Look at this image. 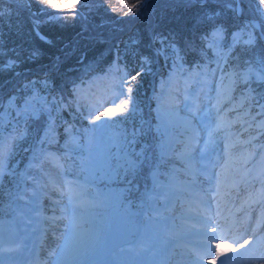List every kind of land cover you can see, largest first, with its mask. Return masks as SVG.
Listing matches in <instances>:
<instances>
[{"label": "rangeland", "instance_id": "rangeland-1", "mask_svg": "<svg viewBox=\"0 0 264 264\" xmlns=\"http://www.w3.org/2000/svg\"><path fill=\"white\" fill-rule=\"evenodd\" d=\"M255 27L259 29L258 22ZM247 35V40H251L250 33ZM213 36L218 38L216 32ZM162 72L154 79L148 92V107L153 117L148 121L146 132H152L158 138L159 162L166 164L160 169L151 168L149 183L143 185L139 198L128 199L126 193L131 184L130 180H124V176L126 171L137 167L144 153L147 139L141 124L147 121V116L142 111L143 106L134 99L131 84L118 73L116 63L83 77V81L74 85L72 90L78 108L83 101L86 103L81 114L89 123L84 135L79 131L74 135L73 141L79 145L77 158L80 161L75 175L63 172L59 153L49 148L57 138L56 120L53 113L50 114L52 110L49 106L46 111L48 121L31 143L26 157L20 164L17 160L12 162L15 157L23 156L25 150L21 149L24 143L14 144L16 128L27 124L30 117H37L45 104L39 92L27 89L23 98L11 94L1 104L0 172L11 175L12 186L10 214L0 217V233L11 232L17 220L19 224L24 222L21 230L32 237V256L34 251L38 252L42 240L46 241V245L48 243V251L38 257V264H50L55 250L64 246V239L69 235L73 236V249L89 247L91 258L83 264H103L101 259L104 256L132 241L133 237L128 235L138 232L141 219L151 222L152 217L146 215V203L148 200L153 202L150 198L152 190H158L152 187L154 183L177 194L175 200L168 198L162 207L164 211L159 215L162 220L176 225L173 217L170 219L167 216V211L174 212L176 220L191 214L196 216L193 217L192 229L180 236H216L222 230L234 231L232 238L240 243L232 247L224 235L220 236V240H214L217 248L206 255L209 264H264V253L260 254V249H254L247 239L243 240L246 236H241L244 229L241 216L251 214L254 210L252 206L264 195L263 191H259L264 183V142L252 134L246 138L240 134L246 132L248 127L260 129L264 126V97H255L248 88L242 92L236 90L238 80L244 82L250 76L262 80L264 74L258 69H244L215 75L203 66L189 69L173 63L165 66ZM160 92L165 96L158 97ZM167 99L175 101L174 107H168ZM177 108H184L180 112L182 119L173 118L172 114ZM168 110L173 113L167 114V119H162L161 113ZM133 115L139 127L134 126ZM237 126L242 128L241 131L235 129ZM195 130L196 139H193ZM212 132H219L221 138L211 140ZM34 134V130L29 133L31 136ZM63 146L70 148L67 141ZM230 149H234V153L229 154ZM255 151L259 154L255 158L256 164L250 168L244 167L243 163ZM197 154L199 167L190 163V157L195 158ZM169 156L172 159L166 160ZM32 160L42 164L43 169L38 175L49 177L52 181L41 185V188H34V195L30 189L25 193L32 201L21 209L35 220L36 228L33 230L34 226L26 228L25 224L30 225L29 220L17 217L15 209L25 201L24 197H20L24 180L20 173ZM195 170L211 179L204 190H194L189 184L191 178H186L187 173L192 175ZM159 173L164 174L163 179ZM250 173L258 176L260 183L250 182L251 177L243 176ZM49 190L54 191V198L44 212L42 195ZM65 198L68 200L64 201ZM93 220L102 222L99 226L103 231L96 239L89 228ZM75 221V229L65 231V224ZM15 226L18 227L17 224ZM35 232L37 235H34ZM258 235L264 241V232ZM158 238L164 244L172 245L170 251L163 254L164 264H177L178 260L175 259L167 261L170 254H183L186 257L190 252L189 246L197 247L203 240L187 237L181 243L160 235ZM222 241L225 243L220 246ZM231 249L233 251L229 253Z\"/></svg>", "mask_w": 264, "mask_h": 264}, {"label": "trees", "instance_id": "trees-1", "mask_svg": "<svg viewBox=\"0 0 264 264\" xmlns=\"http://www.w3.org/2000/svg\"><path fill=\"white\" fill-rule=\"evenodd\" d=\"M238 2L239 13L235 0H0V107L7 96L23 97L30 87L45 92L56 110L59 143L52 146L60 153L59 144L73 139L75 126H85L76 111L70 115L62 106L68 102V108L75 110L67 97L71 85L115 60L121 78H130L136 101L145 107L147 121L141 127L146 132L152 118L148 91L164 62L189 69L204 66L215 75L244 69L264 74V0ZM252 20H257L259 29ZM248 33L251 41L246 40ZM247 88L255 97H264V80L250 76L237 81L238 92ZM44 122L41 114L31 122L32 128L38 131ZM246 130L240 134L264 141V126ZM24 136L18 130L14 144ZM145 138L139 166L125 177L132 181L129 194L135 190L137 195L151 168L166 164L159 162L155 135L148 131ZM60 157L63 171L75 174L79 166L75 152ZM0 177L1 216L9 213L11 177ZM202 181L209 186V179ZM47 246L43 250L48 251Z\"/></svg>", "mask_w": 264, "mask_h": 264}, {"label": "bare ground", "instance_id": "bare-ground-1", "mask_svg": "<svg viewBox=\"0 0 264 264\" xmlns=\"http://www.w3.org/2000/svg\"><path fill=\"white\" fill-rule=\"evenodd\" d=\"M163 93H159L158 97H163ZM165 96V95H164ZM169 106L174 107L175 104L173 100H168ZM186 108V107H185ZM184 108H177L173 113L172 110H168L167 112H162L163 115L162 119H167V114L174 115L173 118H180L182 119V115L180 112ZM178 113V114H177ZM193 139H196V131L192 134ZM234 149L229 150V154L234 153ZM259 156L258 151L253 152L249 156V158L243 163L244 167H251L254 166L256 163V157ZM42 164L36 162L35 160L30 161L28 166L21 172L24 176L23 180V191L20 197H24L25 201L21 202V206L18 205L15 209H17V217H24L27 221L29 220V224H25L26 228L33 227L35 225V220L31 219L29 214H26L22 211L21 207H24L28 202L32 200L27 197L25 194L28 189L34 195V188H41V185H46L50 181L46 177H41L38 175L39 171H42ZM244 177H251L250 182L260 183L259 177L253 175L252 173L243 175ZM31 182V183H30ZM152 187L158 189L157 191L152 190L151 197L153 202L147 201L146 206V215L151 216V222L147 221L145 218L141 220L140 227L138 232L134 233V235H128L129 237H133L132 241L127 244H124L122 248L115 249L111 252L108 256H104L101 261L103 264H164V256L163 254L167 251H170V245L164 244L158 238V236L162 237H171L173 239H177L176 242H184L185 238L193 237L199 240H206L198 244L197 247H191L188 256H178L176 254H170L167 258V261L170 260H178L177 264H209L207 262L206 255L210 254L215 248H217L216 242L214 240H220V236H225L226 242L232 244V247H236L240 242L237 240L234 241L232 235L234 231L227 230L221 231L220 233H216L215 235H187L180 236L181 233H187L192 228V222H194L193 217H196L194 214H191L188 219H174V224L171 225L168 223L167 220H162L159 215L164 211L162 208L168 198H172L175 200L177 198V194L175 192H170L164 190L159 183H154ZM259 191L264 192V183L260 186ZM264 194V193H263ZM64 201L68 200L67 198L63 199ZM162 204L161 206H159ZM150 207V209H149ZM101 211V210H99ZM256 211V212H255ZM255 212V213H254ZM244 222V229L242 230L241 236L245 235L246 237L243 239H247L248 243H251L255 248L260 249L258 252L260 254L264 253V241L258 238V233L264 232V195L262 198H259L258 202L254 206V210L248 216H241ZM240 218V219H241ZM102 222L96 223L95 220L92 221L89 228L93 231V238H97L100 232H102V228L99 226ZM18 225L16 227L15 225ZM22 226H24V222L18 223V220L13 225L11 232L9 231L4 232L1 231L0 233V264H27L30 263L32 260L27 258L29 253V249L31 246V239L32 237L27 235V232L21 230ZM77 226V222H72L70 224L67 222L65 224V231H70L71 229H75ZM70 236V235H69ZM65 237L64 246H59L54 255L51 258L50 264H83L91 258L89 255L90 250L88 246L81 247L78 249H73L71 247V241L73 236ZM6 238V239H5ZM26 238L27 240H24ZM213 240V241H212ZM242 240V241H243ZM241 241V242H242ZM222 241L220 243V246ZM219 247V246H218ZM261 247V248H259ZM173 248V247H172ZM232 251V249H231ZM89 255V256H88ZM178 256V257H177ZM33 264H36L33 262ZM174 264V263H173Z\"/></svg>", "mask_w": 264, "mask_h": 264}]
</instances>
